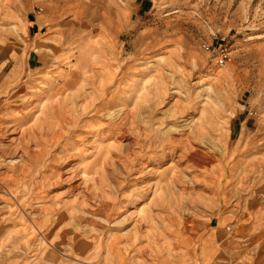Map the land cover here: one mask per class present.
<instances>
[{"label":"rangeland","instance_id":"1","mask_svg":"<svg viewBox=\"0 0 264 264\" xmlns=\"http://www.w3.org/2000/svg\"><path fill=\"white\" fill-rule=\"evenodd\" d=\"M209 232L264 264V0H0V264H186Z\"/></svg>","mask_w":264,"mask_h":264},{"label":"crops","instance_id":"2","mask_svg":"<svg viewBox=\"0 0 264 264\" xmlns=\"http://www.w3.org/2000/svg\"><path fill=\"white\" fill-rule=\"evenodd\" d=\"M17 73L18 72L16 68L11 74V79L15 80L18 77ZM188 241H190L191 243H189ZM186 243L187 245L185 246V249H187V254L190 256V262L187 263L186 261V264H216L214 262H211V260H213L214 258L219 259L223 256L221 252L217 253L218 248L216 247V239L213 232H209L208 236L200 238L196 247L192 244L191 239H187Z\"/></svg>","mask_w":264,"mask_h":264},{"label":"built area","instance_id":"3","mask_svg":"<svg viewBox=\"0 0 264 264\" xmlns=\"http://www.w3.org/2000/svg\"><path fill=\"white\" fill-rule=\"evenodd\" d=\"M201 48L203 51L215 55L216 61L219 63V65L224 66L226 64V60H228V54L226 53V49L224 48H217L212 45H209L207 43H203L201 45Z\"/></svg>","mask_w":264,"mask_h":264}]
</instances>
